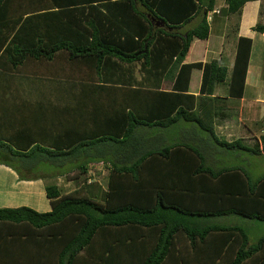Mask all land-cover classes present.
Instances as JSON below:
<instances>
[{"label":"crops","instance_id":"1","mask_svg":"<svg viewBox=\"0 0 264 264\" xmlns=\"http://www.w3.org/2000/svg\"><path fill=\"white\" fill-rule=\"evenodd\" d=\"M221 7H226L224 0H216L215 14L208 16V38L194 39L184 61H218L227 68L225 80L215 83L211 94L200 91L202 70L191 72L187 93L196 99L186 101L193 104L191 110L186 107L188 113L198 115L202 126L194 119L178 118L180 108L172 110L159 95L150 91L136 95L128 86L112 84L115 79L131 80L125 64L118 77L113 72L99 76L82 67L80 60L76 64L84 68L81 71L86 73L81 74L85 75H73L75 82L67 83V53L59 52L50 61H27L22 65L27 72L0 68V157H19L14 151H30L36 146L61 151L78 147L63 156L67 157L62 163L67 171L58 174L55 184L62 195L78 190L101 203L107 194L114 196L109 199L112 205L134 203L156 209L160 213L156 220L163 222L157 231H151L157 238L169 222L196 229L238 227L246 234L247 247L258 243L264 238V221L241 214L258 212V199L250 195L244 179L222 172L238 170L251 182L264 175V33L254 30L257 25L264 26V0L246 2L239 16L222 15L217 9ZM240 37L251 39V50L243 93L237 97L229 96L228 81ZM135 72L133 76L139 80L137 69ZM173 79L172 74L163 80L159 91H172ZM32 80L40 81L34 96L26 84ZM136 96L138 101L132 103ZM133 109L140 125L126 136V114ZM211 125L214 137L205 128ZM198 157L206 168L222 174L201 170ZM138 160L140 164L133 170ZM120 169L122 172H116ZM14 171L0 163V208L51 211L44 178L53 176L20 180L23 175ZM81 176L83 182L74 187V180ZM177 234L179 238L173 240L189 242L184 232ZM225 239L243 242L239 232L210 233L206 241L182 251L186 264H234L240 244L224 251L228 246L222 244ZM217 257L222 258L220 263L214 260ZM258 260L256 256L242 264H259Z\"/></svg>","mask_w":264,"mask_h":264},{"label":"trees","instance_id":"2","mask_svg":"<svg viewBox=\"0 0 264 264\" xmlns=\"http://www.w3.org/2000/svg\"><path fill=\"white\" fill-rule=\"evenodd\" d=\"M248 1L251 0H224L226 7L219 12L239 16ZM215 4L216 0H0V68L20 70L27 61H50L59 52H66L71 61L88 62L99 76L113 72L118 77L125 64L131 80L115 79L112 84L128 86L136 95L142 91L159 95L172 110L180 108L178 118L194 119L202 126L198 115L188 113L186 107L191 110L193 104L186 101L196 99L187 93L191 72L202 70L200 91L211 94L213 85L225 80L227 68L218 61H184L194 39L208 38V16ZM196 18V25L186 29ZM254 30L264 33V26L257 25ZM250 50L251 39L238 38L228 81L229 96L240 97L243 93ZM136 65L139 80L133 76ZM172 74V91H159L163 80ZM134 101L138 96L132 98ZM126 115L129 125L125 132L130 136L140 125V118L134 109ZM205 128L214 137L212 125ZM77 149L61 151L36 146L30 151H14L19 157L12 158L63 163L67 158L63 156ZM37 153H42L41 157ZM198 159L199 168L205 172L235 173L244 179L260 208L258 212L241 214L264 221V175L251 182L238 170L214 173L205 167L202 157ZM139 164L138 160L133 170ZM19 179L28 180L21 176ZM45 193L51 205L49 212L25 206L0 208V264H177L168 261L172 250L185 258L182 251L206 241L210 233L235 232L241 233L242 243L226 239L222 243H228L224 251L232 244H240L234 264L256 256L259 264H264V238L247 247L246 234L238 227L196 229L165 222L157 238L151 231H157L163 222L156 220L160 216L156 209L134 203L112 205L109 199L114 196L107 194L101 203L78 190L62 195L56 185L46 186ZM178 231L187 235L188 243L173 240L179 238Z\"/></svg>","mask_w":264,"mask_h":264},{"label":"rangeland","instance_id":"3","mask_svg":"<svg viewBox=\"0 0 264 264\" xmlns=\"http://www.w3.org/2000/svg\"><path fill=\"white\" fill-rule=\"evenodd\" d=\"M224 4V3H222ZM224 7V5H222ZM223 7L221 8H217L218 10H221V9H224ZM212 13L209 14V17ZM210 18H208L209 20ZM236 21V17H234L232 19V22H235ZM198 22V18L194 19L192 22H190L188 24V26H186V29H189L191 27H194L196 25V23ZM197 47V46H195ZM65 61L67 59V65H68V69H67V73H68V76L67 78L70 80L68 81L67 83H73L75 81H72L74 78H76V76H73V75H77V74H81V73H86V71H81V69H84V68H81V66L78 64H76L77 62L75 61H71L68 57L67 54H65ZM80 62V61H79ZM82 63V67H85L86 69L90 68L91 70H93V67L91 64H89L88 62H84V61H81ZM137 69V72H138V66L136 65L135 66ZM79 69V70H78ZM19 71V68L16 69ZM22 70V71H21ZM21 72H27L26 70V66H23L21 69H20ZM93 73H95V71L93 70ZM136 73V72H135ZM140 75V73H138ZM81 75H85V74H81ZM93 75H97V74H93ZM55 77L59 76V75H53ZM141 76V75H140ZM88 78V76H87ZM40 81H35V80H32V81H27V86H28V90L31 91V94H33L34 92L38 93V83ZM24 84H25V81H24ZM41 84H43L41 82ZM22 87V84L20 83L19 84V88ZM162 89V88H160ZM22 91V90H21ZM20 91V92H21ZM27 93V91H25ZM8 93V91L6 92ZM30 95V94H29ZM29 95H27V97H29ZM34 96V94H33ZM7 97V96H6ZM23 160H18L16 158H12V157H0V163H4L5 166H7L6 164H8L9 166H12L14 169H16L17 171H14L15 173L17 172L18 174L17 175H23V178L27 179V178H31V176H34V175H42V174H47V176H53V177H45L44 180L48 183L46 186H50V185H55L56 182H58L57 180V176L58 174H62V173H66V168H65V165L63 166L62 163H56V162H52V161H40V159L36 158V159H28L24 162H22ZM60 164V165H59ZM8 166V167H9ZM82 172H79L78 175H81ZM83 175V174H82ZM65 179V176L64 178ZM83 176H81L80 179H78L76 177V179L74 180V182L76 183H73V186L75 187L76 184L77 186H79L81 182H83ZM64 183V181H63ZM45 186V187H46ZM58 187V186H57ZM60 189V188H59ZM65 192V191H64ZM11 208V207H10ZM187 249H190L187 247ZM175 250H172L171 251V254H170V259L168 260L169 262L171 263H177V264H186V262L188 261V259H185V258H181V257H178L177 255H175ZM21 259H23V257L21 256ZM33 259V258H32ZM222 258L221 257H217L216 259H214L215 261H220ZM202 260L206 261L207 260V257H202ZM18 261H20V257H17V261L16 263H18ZM50 261V259H49ZM184 261V262H183ZM217 262V263H218ZM220 263V262H219ZM166 264H169L168 262H166Z\"/></svg>","mask_w":264,"mask_h":264}]
</instances>
